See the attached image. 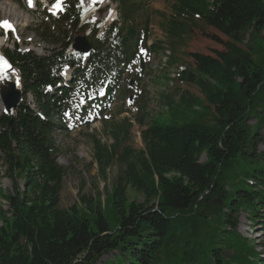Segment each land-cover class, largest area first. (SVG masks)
I'll list each match as a JSON object with an SVG mask.
<instances>
[{
    "label": "trees",
    "instance_id": "16d2710c",
    "mask_svg": "<svg viewBox=\"0 0 264 264\" xmlns=\"http://www.w3.org/2000/svg\"><path fill=\"white\" fill-rule=\"evenodd\" d=\"M117 3L120 23L93 22L69 0L59 20L48 15L51 23L36 28L57 45L49 54L22 52L18 45L4 50L18 71L6 80L20 77L23 97L32 96L35 107L22 101L13 113L0 111V158L14 180L12 192L0 187L8 205L0 208V264H99L111 253L103 264H264L251 260L253 247L235 242L242 205L250 204L264 228V192L228 187L234 171L249 174L264 163V154L256 153L264 130V0H173L169 17L155 11L172 45H184L202 25L229 38L206 33L224 49L215 56L189 53L196 66L183 67L178 76L179 83L197 86L205 102L189 90L166 96L167 117L146 113L149 121L140 120L145 149L125 148L122 174L105 204L100 195L83 196L82 205L61 207L67 171L58 161L56 131L76 110L83 120L97 107L103 113L125 77L123 65L140 60V71L144 67L139 52L152 22L148 14L138 22L145 2ZM68 28L90 29L93 51L86 64ZM151 49L160 52L162 42ZM68 67L74 74L63 85ZM125 123L116 140L123 132L130 137L132 124ZM96 141L106 177L114 156ZM252 176L264 186L262 172ZM128 187L143 201L131 200ZM234 243L245 252L225 253Z\"/></svg>",
    "mask_w": 264,
    "mask_h": 264
},
{
    "label": "rangeland",
    "instance_id": "374dc122",
    "mask_svg": "<svg viewBox=\"0 0 264 264\" xmlns=\"http://www.w3.org/2000/svg\"><path fill=\"white\" fill-rule=\"evenodd\" d=\"M42 1L44 2V0ZM48 1L50 2L49 9L52 10V6L55 5L57 0ZM105 1L106 4H103ZM138 1L145 2L144 11L141 13L142 16L138 17V22L140 23L144 19L145 14L150 15L152 21L149 28L147 46L141 50L143 61L145 62L144 71H140L138 63L128 69L116 101L111 104L110 109L105 111L99 119L94 116V111L90 121L87 123L82 119L73 121L71 117H67V126L64 129L57 130L55 133L59 148L58 161L67 171L61 192L62 208L69 209L76 204L82 205L83 196L96 199L100 195L105 204L108 199L105 198L106 193L112 190L117 178L122 174L124 167L121 156L125 148L145 149L142 130L146 126L140 123L141 119H144L145 122L149 121V118H144L145 114L150 113L152 117H167L168 108L164 103V98L172 93L176 94L178 91L189 90L191 94L202 98L204 101V96L197 86L177 81L181 72L180 69H183V67L194 68L196 66L194 59L189 56V53L198 52L215 56L216 50L222 51L224 49L223 45L211 39L206 33L217 35L224 41L229 40L227 36L214 28L202 25L201 29L196 28L192 32L184 45H172L162 30L163 19L159 16L160 13L156 14L155 11L162 12L169 17L172 14L171 4L173 0ZM98 2L103 3L96 4L94 7L84 5L82 2L80 4L87 15L93 16L94 21L103 20L105 16H107L105 20H110L111 16L116 18L118 13V11L117 13L115 11L118 10L117 0H98ZM49 9L38 2L36 10L28 11L21 0H0V21L4 18H9L13 19L17 24L15 32L9 35L1 34L0 55L3 56L2 50L4 51L6 48L13 49L16 44H18L20 51L29 50L38 56L47 55L51 50L55 49L57 45L48 43L35 31L39 24L51 22L47 16V14H50ZM52 17L55 18L53 15ZM68 30L73 36L79 32V30H73L72 28H68ZM89 30L87 28L81 32H84L92 41V33ZM249 39L250 36H247L245 44ZM157 42H162L163 49L160 52L150 50V46ZM2 74L1 76L4 77V73ZM178 96L176 95V100ZM263 97H260L261 102ZM23 101L35 107V101L32 96L23 97ZM1 106L2 102L0 101ZM75 116L77 118L78 113ZM126 118L132 124L130 126V137L128 140L124 138L125 132H123L122 136L116 140V134H118L120 126L128 127V123H125ZM255 122L256 120L253 118L250 124ZM261 137L262 139L256 148V153L264 154V130L261 132ZM96 140L100 141L101 146L104 150H107L109 155L112 154L114 156L110 160V164L107 165L106 177L102 173L99 160L96 158ZM206 159L207 157L204 155L202 161ZM5 172V165L2 158H0V187L4 188L5 192L8 193L12 192L14 180L7 177ZM259 172L264 175V163L254 165L249 174H247L246 170L234 171V175L228 178L229 189L232 192L234 188L241 184L240 186L242 187L254 188L264 192V186L259 185V180L252 176ZM19 183H24L23 178L19 179ZM128 195L131 200L143 201L142 195L135 192L131 187H128ZM0 208L8 209L7 203L5 204V200L1 196ZM239 210L238 235H236L235 242H239L240 245L247 243L254 248V254L256 255L250 256L251 259H264V228L261 222L256 223L254 220L250 204L242 205ZM224 252L238 256L245 251L234 243L231 249ZM109 256L112 257L113 254L105 255L99 264H103Z\"/></svg>",
    "mask_w": 264,
    "mask_h": 264
},
{
    "label": "water",
    "instance_id": "95a60500",
    "mask_svg": "<svg viewBox=\"0 0 264 264\" xmlns=\"http://www.w3.org/2000/svg\"><path fill=\"white\" fill-rule=\"evenodd\" d=\"M73 48L79 52L88 54L92 51V45L84 33L76 34ZM23 92L16 86L15 82H7L6 87L0 90L2 104L7 113H13L22 101Z\"/></svg>",
    "mask_w": 264,
    "mask_h": 264
},
{
    "label": "snow or ice",
    "instance_id": "6c2138e0",
    "mask_svg": "<svg viewBox=\"0 0 264 264\" xmlns=\"http://www.w3.org/2000/svg\"><path fill=\"white\" fill-rule=\"evenodd\" d=\"M29 5H32V0H29ZM54 8L57 10H63V0H57L56 4L54 5ZM0 27L4 28L5 31L11 30L14 31V25L11 24L10 21L4 20L0 21ZM0 62L3 63L5 68L11 67V65L8 64L7 60L4 59L2 56H0Z\"/></svg>",
    "mask_w": 264,
    "mask_h": 264
},
{
    "label": "bare ground",
    "instance_id": "6f19581e",
    "mask_svg": "<svg viewBox=\"0 0 264 264\" xmlns=\"http://www.w3.org/2000/svg\"><path fill=\"white\" fill-rule=\"evenodd\" d=\"M81 1H82L83 3H85L86 5H89V2H91V3H93V4L98 2V0H81ZM32 5H34V2H32ZM32 5H31V6H32ZM58 11H59V10L55 9L54 6H52V12H53V13H58ZM1 42H2V41H1ZM0 45H1V43H0ZM0 56H1V55H0Z\"/></svg>",
    "mask_w": 264,
    "mask_h": 264
}]
</instances>
